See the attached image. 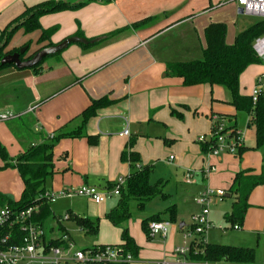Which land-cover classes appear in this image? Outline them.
<instances>
[{
    "label": "crops",
    "instance_id": "crops-1",
    "mask_svg": "<svg viewBox=\"0 0 264 264\" xmlns=\"http://www.w3.org/2000/svg\"><path fill=\"white\" fill-rule=\"evenodd\" d=\"M45 1L49 0H0V18L6 22L2 26L19 17L27 7ZM232 2L235 0H117L109 4H90L75 12L54 14L58 15L55 19L60 31L50 41L39 44L27 57L37 54L50 43L56 46L75 36L79 29L87 40H100L118 30L124 31L91 49L71 45L60 55L48 58L38 72L15 67L0 71V115L11 116L7 121L0 120L1 145L15 160L31 146L51 143L53 138L82 130L81 138L64 137L56 141L54 173L49 178L52 180L49 187L46 183L48 191L62 192L84 186L110 188L118 178L128 177L131 173L130 165L122 161L126 150L137 154L142 166L163 162L182 175L214 169L211 185L215 190L225 191V199L232 201L230 209L224 211L225 220L236 201V197L229 194L236 175L247 172L261 175L264 147L256 148L255 129L248 126L249 115L237 113L230 104L231 95L226 88L185 86L183 79L168 73L167 63L200 59L207 47L205 31L211 24L227 25L226 42L231 45L238 34L261 20L251 21L247 27L237 30L236 26H231L234 12L226 6ZM238 10L237 6L240 15ZM45 17L41 19V25ZM148 18L151 21L145 26L132 28L133 24ZM20 46L15 45L7 52L20 49ZM240 91L242 96L253 93V90L243 92L241 88ZM103 98L112 104L98 110L83 125L82 114L93 101ZM218 116L224 117V127L235 126L240 133L243 119L248 131L253 132L254 137L249 141L248 136L247 139L242 136L244 149L239 154L225 152L214 156L199 143V134L211 136L213 122ZM125 130L129 131V137L121 136ZM182 140L183 144L178 146ZM131 141L134 144L129 147ZM3 165L0 159V167ZM12 165L10 168L17 173L15 180L20 181L24 190L14 162ZM190 168L194 171L189 172ZM151 183H156L152 177ZM0 194L12 200L10 189L1 187ZM110 200L101 205L88 199L83 204L69 201L67 214L71 212L80 217L99 219V233L92 245L85 248L122 243V230L106 218V214L118 205V197L115 205H109ZM248 204L250 208L245 220L236 231L242 230L251 239L264 232V185L251 193ZM169 208L144 210L141 228L143 220L164 214ZM50 216L55 217L50 233L59 232L60 236L49 238L45 234L47 241L67 234L76 246L75 239L61 221L62 217H56L52 204ZM166 218L165 215L161 217L162 221ZM132 219L123 226L141 249L133 264H154L144 252L146 243L131 227ZM101 223L110 231L109 225L113 226L117 229L116 234L112 232L108 237L101 233L100 236ZM185 227L182 224L180 228ZM172 234L175 238L176 232ZM249 244L244 240L238 243L240 246L234 247L253 248Z\"/></svg>",
    "mask_w": 264,
    "mask_h": 264
},
{
    "label": "trees",
    "instance_id": "trees-1",
    "mask_svg": "<svg viewBox=\"0 0 264 264\" xmlns=\"http://www.w3.org/2000/svg\"><path fill=\"white\" fill-rule=\"evenodd\" d=\"M117 0H49L41 2L32 7H27L25 11L12 22H10L0 33V71L15 67L14 65L2 66L1 60L9 54L19 52L20 49L6 52V48L12 40L17 31L23 30L26 34L41 31L39 44L48 42L56 33L57 28L43 29L41 26V19L48 15L59 14L63 12H75L90 4H109ZM151 21V18L144 19L132 25V28L139 29ZM124 31L118 30L100 40H87L83 35L81 29L73 37L86 39L89 44L81 45L84 49H91L104 41L114 37L115 35ZM227 25L226 24H211L205 31L207 47L203 51L202 57L197 60L184 62H169L167 63L168 73L177 78L183 79L185 86L211 85L221 86L226 88L231 95L230 104L235 108L237 113H245L249 115L248 126L255 129L256 148L264 147V90L258 96L256 103H253L251 96L241 95L240 79L243 73L251 66L262 62L254 50L255 41L264 37V19L249 27L242 33L238 34L235 42L231 45L226 42ZM49 44L42 49L51 47ZM28 51V50H27ZM38 53V52H37ZM62 53V52H61ZM61 53L55 55L58 56ZM34 56V55H33ZM33 56L27 57V52L21 57L23 61L31 59ZM54 57V56H52ZM50 58V57H49ZM33 67L30 70L38 72L47 60ZM258 86V85H257ZM108 99L103 98L92 102L91 106L82 114V122L85 125L92 117H94L98 110L111 105ZM179 119L181 115L173 112ZM235 118V117H232ZM223 116H218L212 125L213 136L203 144L208 150H212L216 146L215 134L219 127L223 125ZM230 132L231 137L238 133L235 126L226 128L223 133ZM83 136L82 130L70 134H65L51 140V143H44L37 146H31L25 153L17 157L15 160L11 159L5 147L0 143V159L3 162V167L0 170L12 167L17 169L24 184V190L20 201H13L0 194V204L2 207H9L13 211H26L29 208L38 206V211L33 216V222L44 227L45 220L51 214V204L45 199L40 198L42 194L47 191V180L54 173V154L55 143L60 138L71 137L81 138ZM134 141H131L129 147H132ZM244 148H240L239 154ZM122 161L130 165L131 173L127 177V183L120 192L118 197V205L113 210L106 214L107 220L115 227L122 230L120 245H112L120 247L125 254L138 258L140 247H138L130 236L129 231L123 225L128 223L133 215L131 211V203L135 202L137 208L143 212L151 201L154 199L167 200L169 195L165 193L161 182L152 184L151 175L153 173L152 166H142L140 158L133 152L126 150L122 154ZM264 185V169L261 175L256 176L247 173H239L236 175L233 185L229 190L231 197L235 198V203L231 213L226 214L225 221L234 228L241 227L250 205L248 204L251 193L259 186ZM112 187V185H111ZM69 220L76 224V226L85 232L86 235L95 237L99 233V219H92L88 217H80L71 212L68 213ZM162 215H168L170 223H175L177 218L176 206H171L164 214L153 216L142 221V228L149 233L148 225L152 221H162ZM9 234V230L5 229L0 236L5 237ZM67 235L63 234L57 240L49 241L50 246L60 247L67 246L62 241V238ZM14 236V237H13ZM23 233L19 228L12 230V238L8 244H18L22 240ZM71 240V238H70ZM199 242L198 244L196 242ZM197 244V248L201 252L195 254L191 249L188 256L189 260L198 262H208L210 264H255L256 254L255 249L225 246L210 244L204 242V237L199 240H194L193 246ZM107 245H98L91 248L106 247ZM3 249L4 247H0Z\"/></svg>",
    "mask_w": 264,
    "mask_h": 264
},
{
    "label": "rangeland",
    "instance_id": "rangeland-1",
    "mask_svg": "<svg viewBox=\"0 0 264 264\" xmlns=\"http://www.w3.org/2000/svg\"><path fill=\"white\" fill-rule=\"evenodd\" d=\"M228 8L233 10V19L234 23L231 26H236V29L239 30L242 27H247L248 23L251 21H257L260 18L248 16V15H238L237 14V4L236 1L232 2L228 5ZM225 6V7H226ZM58 15H48L44 18L42 22L43 29H50L53 27L57 28L56 33L60 31V26L57 24V20L55 17ZM2 17V16H1ZM3 18V17H2ZM0 18V23L3 21ZM48 18V19H47ZM46 20V21H45ZM6 22H2L0 25V29L4 28L6 25L2 26ZM47 26L49 28H47ZM234 31H236L234 29ZM41 31H36L33 33L26 34L23 30L17 31L10 43L6 48V52L12 50L15 45L20 44L21 48H28L27 55L33 53L36 48L39 46V39H40ZM55 33V34H56ZM232 33V32H231ZM54 34V35H55ZM28 58V57H26ZM258 85V86H257ZM241 90L246 93L252 92V90L263 91L264 90V61L259 64L253 65L248 68L245 73L243 74L242 81H241ZM226 123H224V126ZM240 130L244 139L248 141L253 138V132L248 131L245 120L241 119L240 122ZM229 128V127H227ZM226 129V127H225ZM193 133V131H192ZM191 133V134H192ZM193 135V134H192ZM199 137H203L204 134H199ZM197 137V136H196ZM207 138L209 136H206ZM177 138V137H176ZM178 139V138H177ZM198 141L197 138H193ZM180 140V139H179ZM198 143V142H197ZM183 144V140L181 143ZM231 154V153H228ZM175 156V154H173ZM148 166H152L153 173L151 175L152 180L156 183L161 182V185L166 193H169V198L167 200H156L153 203H150L146 206L145 210L152 211L153 209L156 210H163L171 206H176L177 210V218L175 223H170L169 227V234L167 237L163 238L160 236L151 237L149 233L144 231L141 228L140 222L143 216L142 212L137 208L135 202L131 203V211L133 214V219L131 222V227L135 230L136 235L140 236V239L144 245L145 253L147 255L148 260L153 261L155 264H160L163 262H177L181 260V256L177 254V249L185 248L189 246L190 241L193 239L191 238L189 241L185 239V236L191 231L192 225V216L196 215L200 212V207L196 203V199L204 192L208 190H215L211 185V177L214 174L213 171L205 169V172L202 170H192L191 168L188 170L189 172H193L192 179L188 181L187 175L188 172L185 174H181L176 171L173 166H168L163 162H153ZM215 171V170H214ZM218 172V171H217ZM17 177V173L12 168L2 169L0 170V189L7 188L11 190L12 200L20 201L23 194L22 184L20 181L15 178ZM52 180L48 179V187ZM46 184V185H47ZM155 184V183H154ZM56 195H60L61 191H51ZM112 199V198H111ZM77 201L79 204H83L86 200L82 196H62L58 198V200L52 204V209L56 215V217L61 216V221L67 226L68 231L70 232L71 236L75 239L76 247L79 249H84L85 247L91 246L93 241L96 239L94 237L88 236L85 232L81 231L74 223L69 222L66 219L67 211H68V203L69 201ZM110 200V199H109ZM108 201V200H107ZM117 198L113 197L112 200L108 202L109 205L116 203ZM224 201V203H222ZM221 202V201H220ZM221 203L215 202L211 207L210 212V220L211 226L205 233V241L212 244H221V245H228V246H240L238 243H241L245 240V242H249V247H253L255 249L256 254V261L255 264H264V232H261L259 236L254 238H249L246 236V233H243L242 230L236 231L232 230V226L228 224L224 220V211L225 209H230L232 205L231 199H224ZM159 215V214H158ZM167 218L169 217L168 215ZM164 220L168 221L169 220ZM55 224V217L50 216L45 223H44V231L47 237L54 238L60 236L59 232H54L53 234L50 233V228ZM184 224L186 227L181 230V225ZM109 229L104 228V223L100 225V236L101 233L104 236L108 235L111 236V233L116 234L117 229L113 226ZM115 230H113V229ZM245 229V228H244ZM132 230V231H133ZM106 231V232H105ZM176 232V237H173L172 232ZM245 231V230H244ZM72 241V240H71ZM199 243L198 241L196 242ZM197 244H195L192 250L195 254H198L200 249L197 248ZM246 247V246H245ZM188 260L190 258H187ZM193 261V260H191ZM198 262V261H194ZM220 264H227L225 262Z\"/></svg>",
    "mask_w": 264,
    "mask_h": 264
},
{
    "label": "built area",
    "instance_id": "built-area-1",
    "mask_svg": "<svg viewBox=\"0 0 264 264\" xmlns=\"http://www.w3.org/2000/svg\"><path fill=\"white\" fill-rule=\"evenodd\" d=\"M238 8L243 9L245 15L264 19V0H235ZM254 50L256 55L264 58V37L255 41ZM260 91L254 90L251 97L253 103H256ZM11 116L0 115L1 121L9 120ZM225 129L223 125L215 134L216 146L210 154L219 156L222 153L237 154L240 148L243 147L242 134L236 133L231 137V133H223ZM121 136L129 137L130 133L125 130ZM209 138H199V143L205 144ZM214 171V169H211ZM192 174L187 175L188 181L192 179ZM127 177L118 178L112 187L107 189H99L96 187L84 186L79 189H68L62 191L60 195H56L51 191H46L39 199L45 198L50 204L55 203L62 196H82L96 205L104 204L110 198L120 196L122 188L126 186ZM226 197V192L222 190H208L202 193L196 203L200 207V212L192 216L191 231L185 236V239L190 241L189 246L177 249V254L181 256V260L177 262H163L160 264H210L208 262H194L188 260V256L192 249L194 240H199L204 237L205 233L211 226L210 212L211 207L215 202H220ZM39 207L35 206L26 211H13L9 207L0 208V234L9 230V234L5 237L0 236V264H133L135 258L129 254H125L120 247L107 245L106 247L85 248L79 249L70 240L68 235L62 238V241L67 246H50L49 241L45 238V231L42 227L33 222V216L38 211ZM69 220V215H66ZM170 222L168 221H152L148 225V231L151 237H167L169 234ZM19 228L23 233L22 240L18 244H8L12 238V230ZM235 230L240 228L235 226ZM14 237V236H13ZM204 242L205 237H204ZM207 243V242H206Z\"/></svg>",
    "mask_w": 264,
    "mask_h": 264
},
{
    "label": "water",
    "instance_id": "water-1",
    "mask_svg": "<svg viewBox=\"0 0 264 264\" xmlns=\"http://www.w3.org/2000/svg\"><path fill=\"white\" fill-rule=\"evenodd\" d=\"M238 13L240 15H243V9H239ZM89 42L85 39L82 38H77V37H71L66 40H64L62 43L56 45V46H51L47 47L45 49H42L39 51L37 54H35L31 59L23 61L21 59L22 56L25 55L27 52L28 48H22L19 50V52L14 53V54H9L6 55L2 60H1V65L2 66H10L14 65L16 69L18 70H29L32 69L33 67L39 65L42 63L46 58L55 56L66 49H68L71 45H88ZM264 60V58H263Z\"/></svg>",
    "mask_w": 264,
    "mask_h": 264
}]
</instances>
